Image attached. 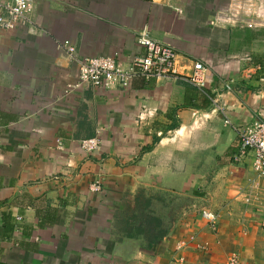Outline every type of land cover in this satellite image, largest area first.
<instances>
[{
	"label": "crops",
	"instance_id": "obj_1",
	"mask_svg": "<svg viewBox=\"0 0 264 264\" xmlns=\"http://www.w3.org/2000/svg\"><path fill=\"white\" fill-rule=\"evenodd\" d=\"M261 3L34 0V32L2 31L0 264H227L234 253L264 264V177L252 152L235 161L239 132L264 117V27L242 22ZM145 26L177 50L181 73L210 64L206 84L77 86L80 59L130 68ZM97 136L101 150L85 153L81 140Z\"/></svg>",
	"mask_w": 264,
	"mask_h": 264
},
{
	"label": "built area",
	"instance_id": "obj_2",
	"mask_svg": "<svg viewBox=\"0 0 264 264\" xmlns=\"http://www.w3.org/2000/svg\"><path fill=\"white\" fill-rule=\"evenodd\" d=\"M34 6V0H11L9 2L0 0V33L4 30H13L20 26H28L34 32V25L30 18V13ZM243 24L249 28L264 26V3L256 9L253 16L243 19ZM137 41L144 48V53L135 56L132 65L128 69L122 68L115 57H90L80 59V80L77 86H96L112 88L120 86L129 88L135 78L147 80H162L166 78H184L197 86H204L207 80V72L210 64L195 60L193 70L190 75L181 73L178 68V52L169 44L155 40L148 26H145L138 34ZM60 47L70 55L76 52L75 45L70 40L60 43ZM227 89L232 90V85L227 84ZM215 105L222 115L226 116V106L224 104ZM229 123V119H226ZM240 133L239 150L235 155V161L241 162L250 152L253 153V167L259 177H264V117L258 115L247 124ZM60 147L62 141L58 140ZM102 139L97 136L81 141L82 150L87 154L99 152L101 150ZM103 189V180L98 178L91 185L93 192H100ZM203 218L214 224L218 214L203 210ZM184 257L176 258L171 264H184ZM227 264H247L238 254H232Z\"/></svg>",
	"mask_w": 264,
	"mask_h": 264
},
{
	"label": "trees",
	"instance_id": "obj_3",
	"mask_svg": "<svg viewBox=\"0 0 264 264\" xmlns=\"http://www.w3.org/2000/svg\"><path fill=\"white\" fill-rule=\"evenodd\" d=\"M140 221H141V226L139 227L140 230H146L147 226H144V220L147 219L148 215L147 213L141 212L138 216H137ZM152 226H149V229H151ZM148 231V230H146Z\"/></svg>",
	"mask_w": 264,
	"mask_h": 264
},
{
	"label": "rangeland",
	"instance_id": "obj_4",
	"mask_svg": "<svg viewBox=\"0 0 264 264\" xmlns=\"http://www.w3.org/2000/svg\"><path fill=\"white\" fill-rule=\"evenodd\" d=\"M245 27H247V26H245ZM262 27H264V26H262ZM247 28H249V27H247ZM254 28H256V27H254ZM254 28H251V29H254ZM82 141V140H81ZM80 146H81V142H80ZM81 149H82V147H81Z\"/></svg>",
	"mask_w": 264,
	"mask_h": 264
}]
</instances>
